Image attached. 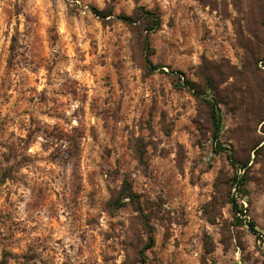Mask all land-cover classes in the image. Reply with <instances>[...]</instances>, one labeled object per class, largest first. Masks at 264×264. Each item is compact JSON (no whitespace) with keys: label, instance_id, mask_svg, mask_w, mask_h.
Returning a JSON list of instances; mask_svg holds the SVG:
<instances>
[{"label":"rangeland","instance_id":"374dc122","mask_svg":"<svg viewBox=\"0 0 264 264\" xmlns=\"http://www.w3.org/2000/svg\"><path fill=\"white\" fill-rule=\"evenodd\" d=\"M263 3L0 0V264H263L264 60L245 50L264 59ZM140 9L161 20L152 73L147 32L117 18ZM204 69L219 143L249 161L253 231L233 218L236 171L214 153L208 108L182 84L201 89ZM124 181L136 199L111 213Z\"/></svg>","mask_w":264,"mask_h":264},{"label":"trees","instance_id":"16d2710c","mask_svg":"<svg viewBox=\"0 0 264 264\" xmlns=\"http://www.w3.org/2000/svg\"><path fill=\"white\" fill-rule=\"evenodd\" d=\"M260 10H261V18H262L264 17V3L260 7ZM91 12L94 16L98 17L99 19H105L112 15L110 12H100L96 8H91ZM117 18L126 26L134 27V29H139L141 34L143 31L147 32L142 36L143 52L145 56L143 59L144 68L149 73H152L153 71L160 69L159 66H154L148 58V50L150 47L148 34L153 33L159 29L161 25L160 17L151 11L140 9L138 10V12H136L135 17H130L127 15H119L117 16ZM136 23H140V26H137ZM245 50L253 66L256 67L258 63L264 60L261 59L260 52L255 53L253 50H251L250 47H248ZM200 77L203 82V87L201 89H198L197 86H195L192 82L186 79H183L182 84L184 88H187L193 92L194 97H196L197 99H201L207 106L209 119L211 121V127H212L211 139L214 143V153L220 154L222 152H225L227 159L229 160L233 169H235L236 171V174L230 180L229 186H230V191H232L233 189L235 190L237 197H235L234 194H231L228 199H229V203L232 206L233 218L235 220V223L237 225L244 226L246 222L238 217L239 213L242 215V206L238 201L244 199V197L246 196L245 189L247 185V179L245 172L246 169L248 168L249 161L247 160L245 162H242L237 160L233 156L231 150L224 148L219 143V138L221 136V132L223 129L224 120L219 109L220 102L216 96V92H215L216 88L214 87V78L213 76L207 74V69H204ZM228 78H237V75L234 74L233 72H228L227 74L223 75V79H228ZM258 117L260 119V116ZM263 121L264 119H260V122ZM261 143H262L261 141L257 143H253L250 149V151L253 152L255 156L257 155V151H258L257 149L261 145ZM239 171H242V175L237 174ZM134 199H136V196L132 193L130 186L124 181V184L122 185L119 195L116 198H114L112 194L109 203L110 212L114 213L116 210L125 207L127 204L123 200H128L129 202H133ZM247 226L250 227L251 231H253L252 223L248 222ZM148 233H149L147 237L148 240L146 241L145 246L142 248V250L139 253L140 260L142 261V263H145V259H146V257L144 256L145 252L154 246V239L151 235V232L149 231ZM255 234L258 240L259 238L257 232H255Z\"/></svg>","mask_w":264,"mask_h":264},{"label":"built area","instance_id":"2783aa9c","mask_svg":"<svg viewBox=\"0 0 264 264\" xmlns=\"http://www.w3.org/2000/svg\"><path fill=\"white\" fill-rule=\"evenodd\" d=\"M233 193H234V196L235 197H237V194L235 193V190L233 189ZM240 204H241V206H242V215L239 213L238 214V217L239 218H241V219H243L246 223H245V227H247V220L246 219H248L247 218V215H246V212H247V203H246V200L245 199H242V200H239L238 201ZM257 235H258V241L259 242H262L263 243V245H264V236H263V234H260V233H257Z\"/></svg>","mask_w":264,"mask_h":264}]
</instances>
